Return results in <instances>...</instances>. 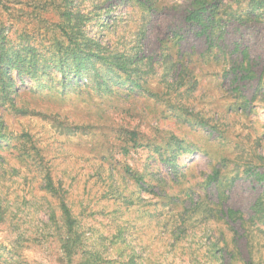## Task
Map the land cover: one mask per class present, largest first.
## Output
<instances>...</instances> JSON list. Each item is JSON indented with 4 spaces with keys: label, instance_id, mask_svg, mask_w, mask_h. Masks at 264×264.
I'll return each instance as SVG.
<instances>
[{
    "label": "rangeland",
    "instance_id": "obj_1",
    "mask_svg": "<svg viewBox=\"0 0 264 264\" xmlns=\"http://www.w3.org/2000/svg\"><path fill=\"white\" fill-rule=\"evenodd\" d=\"M70 1L108 57L140 60L44 72L65 0H0L7 44L41 58L38 79L14 71V92L0 90V264H264V223L250 218L264 182L249 172L264 170V87L233 82L224 51L186 21L191 0ZM219 10L226 58L238 40L263 66L264 21L235 19L247 1Z\"/></svg>",
    "mask_w": 264,
    "mask_h": 264
},
{
    "label": "trees",
    "instance_id": "obj_2",
    "mask_svg": "<svg viewBox=\"0 0 264 264\" xmlns=\"http://www.w3.org/2000/svg\"><path fill=\"white\" fill-rule=\"evenodd\" d=\"M236 1L238 3L247 1L249 6V10L245 14L243 13L235 17L237 21H264V0ZM65 2V7L61 11L64 24H60L63 38L54 39L53 43L50 44L51 50L56 52V54H52V56L46 58L51 64H46L45 62L46 68L44 72L52 65L51 67H56L60 70L65 79L70 74L75 76V78L80 77L82 79L84 74L97 67L96 63L113 62L117 69L122 70L131 67L132 65H129V63L138 64L140 59L133 56L125 57V55L117 53L113 58L108 57L103 41L95 36L88 35V29H84L88 22L87 20L92 19L91 15L81 11L70 0H65ZM70 3L71 6L69 5ZM221 4H223V0H191L190 7L185 14V19L190 25L199 28V34L205 35L209 48L218 45L224 51L222 58L225 63L229 64L234 83L257 79L258 87H264V63L262 66L261 58L253 56L249 47H242V44L236 40L233 43V51L229 53L231 60L226 58L227 52L225 49L228 45L223 43L224 18L221 16L219 10ZM103 19V17H100L98 20L103 21ZM35 50V47L27 44L22 47L11 48L7 44L6 36L0 33V90L4 96L14 92L12 72L17 71L22 77L38 79V65L41 62V58L36 54ZM57 53L62 55L57 58ZM98 70L96 71L97 75L103 77V75L99 74ZM244 104L247 103L245 102ZM0 138L3 137L0 136ZM214 170L215 172L208 176L209 180L216 179L215 174H217L218 170ZM249 172L258 182H264V170H258V168L252 166ZM140 179L141 177L138 178V180ZM46 188L48 191H53L51 180L46 185ZM220 197L222 198L221 195ZM221 203L220 201L219 204ZM60 206L62 208L64 226L66 227V234L62 239L63 249L67 255H71L74 246L78 243V238L72 237V234H76L73 230L76 219L70 212V208L66 202L62 201ZM252 209L254 213L250 216L251 220L256 219L255 221L258 222L257 219L260 218V221L264 223V202L261 197L257 198L252 205ZM219 210L221 218H226L228 222L240 221V226H245L244 223L247 220L244 219L237 209L231 207L225 209L223 207ZM92 258L90 256L88 260L91 262Z\"/></svg>",
    "mask_w": 264,
    "mask_h": 264
}]
</instances>
